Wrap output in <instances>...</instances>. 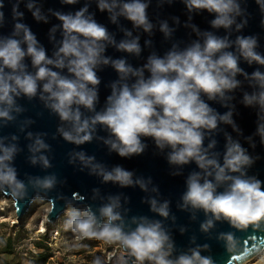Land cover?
<instances>
[{
	"label": "clouds",
	"instance_id": "obj_1",
	"mask_svg": "<svg viewBox=\"0 0 264 264\" xmlns=\"http://www.w3.org/2000/svg\"><path fill=\"white\" fill-rule=\"evenodd\" d=\"M21 2L25 0H16L12 7V32L0 35V128L15 124L26 111L18 103L20 99H38L59 118L58 135L76 146L99 139L109 152L130 159L142 155L150 139L168 164L175 167L172 175H181L183 167L191 163L197 166L198 170L186 177V190L177 207L187 211L192 220L197 219L198 213L204 214L200 232L210 234L217 222H227L238 230L249 225L260 228L264 224V181L248 174L259 157L249 154L227 132H224V151H216L218 141L214 138L222 131L221 125H229L242 135L233 119L235 105L232 103L234 92L243 85L237 77L242 76L253 90L244 91L240 102L257 110L254 135L264 145V71L260 70L264 67V53L258 51L256 35L238 34L235 39L231 38L234 32L241 33L248 23L243 0H182L189 13L184 27L191 28L197 38L183 47L181 42H172L163 55L153 50L141 66H133L126 57L113 58L105 53L112 47L139 58L144 47H153L150 38L142 47L139 34L134 35L133 30L119 25L121 17L148 37L158 30L165 40H172L176 28L168 20L156 23L150 20L151 0H94L99 11L107 12L110 22L120 27L123 38L119 41L89 12L92 0H86L74 13L49 9L48 14L60 22L49 30V40L54 46L51 56L31 28L22 22ZM78 2L61 0L65 5ZM255 2L264 13V0ZM165 3L170 5L173 0H162L158 5ZM25 6L37 22L48 23V14L38 0H26ZM3 8L0 0V27L5 24ZM202 11L214 16L210 27L224 29V36L215 31H201L190 22L193 13ZM172 21L174 25L180 24L178 17H172ZM242 60L260 67L249 74L240 67ZM105 67H111L117 79L109 83L110 94L97 110L101 84L98 72ZM208 101L228 110L221 114ZM33 123L31 118H25L18 125V131L29 141L26 159L31 166L47 170L53 167L48 155L51 145L45 139L48 134L28 131ZM100 130L106 135L99 136ZM246 139L254 148L253 137ZM19 140L15 133L0 135V192H7L14 201L42 198L60 181L55 173L26 174V180L20 179L15 160L24 149ZM68 157L70 164L78 163L81 171L87 169L101 183L120 188L139 187L145 193H155L144 197L142 202L160 218L129 216L130 209L122 203V199L127 202L123 193L100 196V190L94 189L93 199L102 200L98 207L72 206L67 213L65 228L76 234L77 239L119 244L131 264H215L212 256L202 255L210 246L198 244L195 235L190 237V247L177 251L172 231L165 224V221L170 220L172 224L176 221L171 201L158 198L160 191L151 177L136 176L134 171L121 165L109 168L84 150L73 149ZM29 190L33 195H29ZM186 231L180 228L181 233ZM216 238L229 250L236 243L231 232L218 233ZM93 264L103 262L96 257Z\"/></svg>",
	"mask_w": 264,
	"mask_h": 264
},
{
	"label": "water",
	"instance_id": "obj_2",
	"mask_svg": "<svg viewBox=\"0 0 264 264\" xmlns=\"http://www.w3.org/2000/svg\"><path fill=\"white\" fill-rule=\"evenodd\" d=\"M16 0H3L4 8L2 9L5 15V24L0 27V35H9L14 26L12 18V7ZM26 2V0H25ZM25 2H21L19 10L24 13L23 23L27 24L31 31L36 35L38 41L46 48L47 53L51 56L54 46L49 40V30L53 25H57L60 22L54 17L48 14V10H56L64 13L75 12L84 6L86 0H79L75 5H65L61 3V0H38V3L42 6L45 14H48V23L37 22L30 11L25 6ZM162 0H151L150 7L148 9V15L153 23L158 20H168L169 24L176 28L172 40H165L163 34L158 30L154 32L152 37H148L147 34L142 31L137 32L133 29L130 21L120 18L119 25L133 30L134 35L139 34L141 39V46H144L146 39H152V48H143L142 54L139 58L131 56L127 53L116 51L112 47H108L106 55L113 58L126 57L133 66H141L146 62L147 56L151 51L155 50L158 54L163 55L166 52L172 42H181V46L190 43L196 39L195 33L191 28L184 27V24L188 22L189 13L182 0H173L172 4H163L159 6ZM242 7L247 10L248 23L241 33H233L232 39L238 34L242 35H256L259 40L260 47L258 51L264 53V13L261 12L255 0H243ZM89 12L95 14V19L98 23L105 25L111 33L115 34L117 41L123 38V32L120 31V27L116 24H112L108 18L107 12H100L97 8L94 0L89 5ZM172 17H178L180 20L179 25H174ZM214 18L213 15L206 11L200 13H193L192 24H195L201 31L209 30L215 31L217 35L224 36L225 30H214L210 27V21ZM57 39L60 38L59 32L56 34ZM30 65V60L27 61ZM240 67L243 68L249 74L256 68L260 67L256 64L248 65L243 60L240 63ZM261 71H264V67H260ZM101 78V84L99 86L100 103L97 105L99 110L106 97L110 94L109 83L117 79V73L111 67H105L98 72ZM238 79L243 81L242 88L237 89L234 92L235 99L232 103L235 105V111L233 119L240 128L242 135H238L233 131L229 125H221L222 131L215 135V139L218 141L216 151L223 152L224 145L226 143L224 132L232 135L234 139H238L243 147H245L249 154L254 157H259L253 166L248 170L249 175H254L260 180L264 181V145L260 143L258 136H255L257 128V110L255 108L246 107L240 101L242 100L243 92H251L253 89L248 86L247 81H244L242 76H238ZM26 111L18 118L15 124H11L8 127L0 128V135L17 134L20 137L19 144L24 149L15 160V166L18 170L19 177L22 180H26V174L44 176L46 174L55 173L58 176L60 183L57 184L55 189L50 191L46 196L42 198H28L19 201H14L10 194L7 192H0V199L2 197L11 198L13 200L16 218L18 222H22L25 215L29 212L31 205L35 200H42L50 203V209L48 210L45 220L48 224L53 225L59 221L61 215L69 207L75 206L83 209L86 205H92L93 208L98 207L102 200L97 197L93 199L94 189L100 190V196H107L108 194L123 193V197L127 198V202L122 203L125 208H129V216L146 215L156 219H160L150 211L149 205L143 203L144 197L149 195H155V193H145L139 187H127L120 188L118 185L112 183H101V180L94 176L89 175L88 170H80V165L70 164L68 153L75 150H84L89 155H94L97 161L103 162L109 168L114 165H121L125 169L134 171L136 176H143L145 178L151 177L153 184L158 186L160 199H168L171 201V212L175 215V224L165 221V224L171 229L173 239L176 244L177 251L186 250L190 247V237L195 235L197 237L198 244H208L210 250L203 251L202 255L212 256L215 264H240L246 260L254 257L259 251L264 248V224L260 228H254L249 225L247 229L238 230L231 227L227 222H217L216 227L210 234H205L199 231L200 222L205 219L202 212L197 214V219H190V214L187 211H182L177 207L180 197L186 190L185 180L188 174L194 170H198L195 163L186 165L182 169L181 175H172L175 171L174 166H170L163 154H160L155 148L153 142L148 139L147 150L140 156H133L132 158H121L115 152H109V149L99 139H94L91 143H85L80 146L66 142L57 133V127L60 124L59 118L51 114L46 108H44L42 102L38 99L28 101L27 99H20L18 101ZM208 103L215 108L221 114L228 109L222 107L219 103L208 101ZM25 118H31L35 121L27 130L32 132H44L47 133L45 137L46 142L51 145L50 156L52 168L42 170L39 166H31L27 162V148L29 143L25 139V134L18 131L19 122ZM99 136H105L106 133L102 130L98 132ZM53 136L56 138L53 139ZM253 137L255 147L253 148L247 141V137ZM207 140L205 144H207ZM29 195H33L29 190ZM71 202V203H69ZM187 229L186 232L181 233L180 228ZM233 233L236 241L231 250L226 247L225 243L217 240L218 233ZM211 236V238H209ZM123 256H127L124 253ZM131 264L129 257L123 259Z\"/></svg>",
	"mask_w": 264,
	"mask_h": 264
},
{
	"label": "rangeland",
	"instance_id": "obj_3",
	"mask_svg": "<svg viewBox=\"0 0 264 264\" xmlns=\"http://www.w3.org/2000/svg\"><path fill=\"white\" fill-rule=\"evenodd\" d=\"M0 264H42L36 254L45 252L38 249L37 242L47 246L50 257L43 264H93L100 257L103 264H121L128 256H123L119 244H108L97 239H77L70 229L65 228L70 207L53 225L46 222L47 230L39 231L40 222L50 203L35 200L22 222H18L14 206L8 198H1L0 205ZM39 229V230H38ZM14 237L13 253L3 252L6 239ZM252 264H264V251L253 259Z\"/></svg>",
	"mask_w": 264,
	"mask_h": 264
},
{
	"label": "trees",
	"instance_id": "obj_4",
	"mask_svg": "<svg viewBox=\"0 0 264 264\" xmlns=\"http://www.w3.org/2000/svg\"><path fill=\"white\" fill-rule=\"evenodd\" d=\"M48 225V224H46ZM14 237L12 236H9L7 239H6V242H5V245H4V250L3 252H6V253H13V249H14ZM37 248L38 249H45L44 251L45 252H39L36 254V257H37V262L38 263H45L47 261V259L51 256L50 253H49V250L47 248V246H45L43 244V242H37Z\"/></svg>",
	"mask_w": 264,
	"mask_h": 264
},
{
	"label": "bare ground",
	"instance_id": "obj_5",
	"mask_svg": "<svg viewBox=\"0 0 264 264\" xmlns=\"http://www.w3.org/2000/svg\"><path fill=\"white\" fill-rule=\"evenodd\" d=\"M66 211V210H65ZM68 211V210H67ZM46 215V214H45ZM45 215H44V217H43V219L41 220V221H39L40 222V226H39V231H43V232H45L46 230H47V226H46V220H45ZM262 251H264V248L261 250V251H259L254 257H252L251 259H249V260H246V261H244V262H242V263H240V264H252V262H253V259L256 257V256H258ZM124 253H126V252H123V254Z\"/></svg>",
	"mask_w": 264,
	"mask_h": 264
},
{
	"label": "built area",
	"instance_id": "obj_6",
	"mask_svg": "<svg viewBox=\"0 0 264 264\" xmlns=\"http://www.w3.org/2000/svg\"><path fill=\"white\" fill-rule=\"evenodd\" d=\"M2 198H6V197H2ZM8 199L11 200L12 206H14L13 200H12L11 198H8ZM0 207L3 208V204H1ZM14 208H15V206H14ZM15 212H16V210H15ZM47 212H48V211H47ZM46 214H47V213H46ZM45 216H46V215H45Z\"/></svg>",
	"mask_w": 264,
	"mask_h": 264
}]
</instances>
